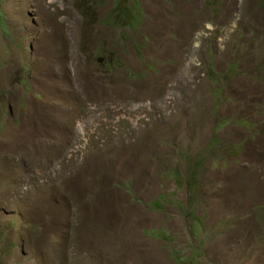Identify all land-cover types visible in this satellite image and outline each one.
<instances>
[{
	"label": "rangeland",
	"instance_id": "rangeland-1",
	"mask_svg": "<svg viewBox=\"0 0 264 264\" xmlns=\"http://www.w3.org/2000/svg\"><path fill=\"white\" fill-rule=\"evenodd\" d=\"M0 264H264V0H0Z\"/></svg>",
	"mask_w": 264,
	"mask_h": 264
}]
</instances>
